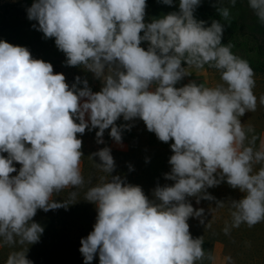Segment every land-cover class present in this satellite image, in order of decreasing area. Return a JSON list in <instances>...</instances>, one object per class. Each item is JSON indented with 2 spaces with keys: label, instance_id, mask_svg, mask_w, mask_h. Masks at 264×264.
<instances>
[{
  "label": "clouds",
  "instance_id": "9594fccd",
  "mask_svg": "<svg viewBox=\"0 0 264 264\" xmlns=\"http://www.w3.org/2000/svg\"><path fill=\"white\" fill-rule=\"evenodd\" d=\"M160 2L174 5V0ZM236 3L216 0L214 6L228 20ZM200 4L179 0L178 11L146 22V0H34L26 8L27 19L37 22L32 27L45 39L55 38L66 66L100 80L98 92L80 76L70 86L50 62L0 40V248L14 249L5 264H34L28 246L44 232L33 220L38 210H67L77 203V190L86 183L78 134L98 129L96 142L103 144L110 129L120 145L123 132L134 126L117 125L121 117L140 119L159 141H172L164 179L173 183H157L150 199L126 176L113 175L110 147L92 153L89 158L99 160L95 166L107 179L101 177L84 194L97 212L93 230L80 240L84 264L97 254L99 264L213 261L203 238L190 233V218L201 224L206 219L205 209L195 208L190 198L197 205L207 200L229 209L225 235L264 221V138L240 119L257 107L254 71L233 54L231 44H222L225 24L213 20L207 26L196 19ZM248 7L264 23V0H248ZM205 65L219 71L220 83L176 87L190 75L188 69ZM259 103L264 106V95ZM222 183L242 198L222 201L208 192ZM66 189H71L67 199H54ZM225 259L233 264L231 257Z\"/></svg>",
  "mask_w": 264,
  "mask_h": 264
},
{
  "label": "trees",
  "instance_id": "16d2710c",
  "mask_svg": "<svg viewBox=\"0 0 264 264\" xmlns=\"http://www.w3.org/2000/svg\"><path fill=\"white\" fill-rule=\"evenodd\" d=\"M245 3H248V0H237L235 7L232 8L234 11L243 13ZM239 22H243L242 14L239 17ZM235 25L233 24L234 27H236ZM260 46L257 45L248 51L250 53L244 59L249 62L254 74L264 77V47ZM256 88L259 89V86ZM247 116L248 112L240 118L241 123L245 126L251 125L256 133L260 134L264 129V106L258 102L256 110L249 114L250 117H254L252 121H247ZM138 123L133 124L134 126L130 131L126 130L130 142L127 151L121 152L111 148V154L116 163V170L113 175L126 176L128 183L141 186L145 194L151 199L152 189L157 183L160 185L173 183L164 179V174L169 172L171 167L168 161L173 154L170 148L172 141L168 143L159 141L155 133L147 130L142 120L139 119ZM140 131L143 134L141 136L139 135ZM258 142L257 146L259 145ZM103 147L107 146L86 144L85 148L81 150L83 153L81 171L86 183L77 190L78 195L75 201L77 203L71 205L67 210L64 208L49 210L48 212L38 210L33 217L35 222L44 227L40 241L28 246V259L32 260L34 264H84V258L79 251L80 240L86 238L93 230L97 215L95 206L84 200V194L89 187L101 183V177L107 179V174L95 166L99 160L95 159L94 163L89 156ZM129 164L132 165L133 171H129ZM89 180L91 183H88ZM70 191L71 189L62 191L54 199H67ZM208 192L217 200L222 201L238 200L243 196L238 189H232L227 183L210 188ZM190 199L195 208L205 209L204 224H201L198 219L192 218L189 219L188 223L191 235L194 238H203V248L206 250V254L212 256L214 244L220 243L223 247L224 258L231 257L233 264H264V221L252 227L242 224L239 228H232L230 233L225 235L223 231L225 224H231L229 209L227 207L216 208L214 201L207 200H202L197 205L194 198ZM12 250L14 249L8 247L0 248V264H5L7 256ZM91 264H99L98 254ZM198 264H211V262L205 259ZM225 264H227L226 259Z\"/></svg>",
  "mask_w": 264,
  "mask_h": 264
},
{
  "label": "rangeland",
  "instance_id": "374dc122",
  "mask_svg": "<svg viewBox=\"0 0 264 264\" xmlns=\"http://www.w3.org/2000/svg\"><path fill=\"white\" fill-rule=\"evenodd\" d=\"M33 2L34 0H0V40L15 46L27 47L33 58L50 62L53 65L54 73L64 74L66 82L70 86L74 82L75 77L80 76L82 79L86 78L88 80L89 86L93 92L100 91L102 87L100 80L95 79L92 73L85 71L81 67L66 66L64 63L66 56L56 47L55 38L45 39L42 32L32 27V25L37 22L27 19L26 8L30 7ZM146 3V22H150L153 18H159L162 15L179 10V0H174L173 6L164 5L160 0H146ZM224 3L225 6H229L228 0H224ZM215 4L216 0L201 1L194 16L198 20L206 21L207 26H210L213 20H220L221 23L225 24L221 42L224 45L231 44V51L233 54L244 59L250 53L248 51L254 49L253 47H257V45H262L264 47V23L258 20L253 11L248 7V3L244 4L243 13L234 11L233 8H231V15L228 20H224L219 16L214 6ZM241 14L243 22H239ZM233 24H236V27H234ZM141 47L147 50V42H142ZM188 71L190 75L178 82L176 87H182L190 81L203 84L205 87H212L221 82L219 71L207 67L206 65L203 69L191 68L188 69ZM254 80L257 85H255L253 92L257 97L258 104L259 96L264 95V77L254 74ZM256 86H259V89H257ZM249 114L250 112H248L247 121H252L254 117H250ZM138 121L139 119H136L134 122H125L121 117L116 123L117 125L124 123L136 124ZM96 131H98V129L92 131L86 130L82 136L78 134V138L82 139L81 150L85 148L86 144L90 146L98 144L95 136ZM109 132L110 129L105 130L103 136L104 143L102 145L121 152L127 151L130 142L126 135V131H124L122 135V146L116 145L109 136ZM255 134L260 138H264V129L260 134L255 131ZM139 135H143L141 131ZM3 155L6 156L7 154L4 153ZM15 167L19 169L21 165L17 163ZM16 174L17 173H13L12 175ZM223 254L222 245L220 243H215L212 249V257H214V260L210 261L211 264H225Z\"/></svg>",
  "mask_w": 264,
  "mask_h": 264
},
{
  "label": "crops",
  "instance_id": "0c3cea01",
  "mask_svg": "<svg viewBox=\"0 0 264 264\" xmlns=\"http://www.w3.org/2000/svg\"><path fill=\"white\" fill-rule=\"evenodd\" d=\"M116 145L118 146V144H116ZM120 145L122 146V144H120ZM120 145H119V146H120Z\"/></svg>",
  "mask_w": 264,
  "mask_h": 264
}]
</instances>
